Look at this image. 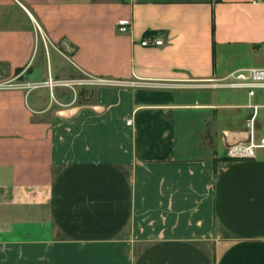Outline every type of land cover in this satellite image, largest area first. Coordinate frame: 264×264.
<instances>
[{"label": "crops", "instance_id": "crops-1", "mask_svg": "<svg viewBox=\"0 0 264 264\" xmlns=\"http://www.w3.org/2000/svg\"><path fill=\"white\" fill-rule=\"evenodd\" d=\"M249 66L264 3L0 0V264H264V147L227 154L264 90L214 84Z\"/></svg>", "mask_w": 264, "mask_h": 264}, {"label": "built area", "instance_id": "built-area-1", "mask_svg": "<svg viewBox=\"0 0 264 264\" xmlns=\"http://www.w3.org/2000/svg\"><path fill=\"white\" fill-rule=\"evenodd\" d=\"M255 3H264V0H251ZM131 26L130 20H121L119 28L121 31L129 30ZM166 33L162 30L158 32H147L141 39V44L144 46H158L165 43ZM63 84L74 86L75 84H93V85H152L143 81H120L108 76H88L82 78H74L64 80ZM52 84V80H50ZM216 86L227 87L232 89L246 90L250 97L257 94V92L264 90V67L249 66L240 68L228 74L225 77L216 79ZM24 86V84L13 81H0V88H16ZM252 109L250 117V129L248 136L244 140H235L230 142L227 147V154L231 158H251L255 157L257 149L264 147V133L257 135L255 121L259 113L261 104L250 103L248 105ZM130 122V121H129Z\"/></svg>", "mask_w": 264, "mask_h": 264}, {"label": "water", "instance_id": "water-1", "mask_svg": "<svg viewBox=\"0 0 264 264\" xmlns=\"http://www.w3.org/2000/svg\"><path fill=\"white\" fill-rule=\"evenodd\" d=\"M76 110H77V108L74 107L71 109L61 111V114L63 116H69L70 114H72ZM228 138H229V142H234L235 140H244L247 138V133L246 132H231L229 134Z\"/></svg>", "mask_w": 264, "mask_h": 264}, {"label": "rangeland", "instance_id": "rangeland-1", "mask_svg": "<svg viewBox=\"0 0 264 264\" xmlns=\"http://www.w3.org/2000/svg\"><path fill=\"white\" fill-rule=\"evenodd\" d=\"M82 77H83V76H82ZM82 77H81V78H82ZM90 86H91V85H90ZM78 91H79V88H78ZM262 101L264 102V100H262Z\"/></svg>", "mask_w": 264, "mask_h": 264}]
</instances>
